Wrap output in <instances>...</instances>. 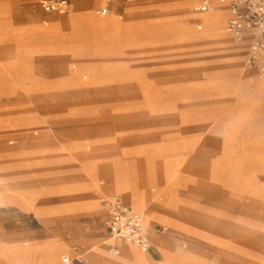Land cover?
Returning a JSON list of instances; mask_svg holds the SVG:
<instances>
[{
	"label": "rangeland",
	"instance_id": "obj_1",
	"mask_svg": "<svg viewBox=\"0 0 264 264\" xmlns=\"http://www.w3.org/2000/svg\"><path fill=\"white\" fill-rule=\"evenodd\" d=\"M67 1L58 14L36 0H0V228L12 227L7 207L52 204L63 173L40 152L67 145L160 188L151 206L129 203L152 241L142 258L125 243L133 260L192 264V252L205 264H264V74L245 67L247 50L218 44L225 22L218 32L197 29L196 17L213 9L195 14L192 0H116L120 27L105 33L50 20L87 9L107 18L97 12L103 2ZM173 15L174 24L160 20ZM124 24L137 30L122 33ZM95 191L98 202L108 196ZM87 215L102 236L95 245L108 251L101 215Z\"/></svg>",
	"mask_w": 264,
	"mask_h": 264
},
{
	"label": "crops",
	"instance_id": "obj_2",
	"mask_svg": "<svg viewBox=\"0 0 264 264\" xmlns=\"http://www.w3.org/2000/svg\"><path fill=\"white\" fill-rule=\"evenodd\" d=\"M101 2H103V0H101ZM77 3L85 7L93 6L92 4L86 3V0H79ZM36 4L40 9H42L39 6V0H36ZM118 7H121L119 2L116 3V0H112L109 4V14L110 11H113V15L119 14L117 13ZM219 8L226 10L223 7ZM68 9L64 12H47L43 9L42 10L47 13L55 12L58 14H64L68 11ZM129 9L130 7L126 5L122 6L123 12L129 11ZM191 10L193 13L198 15L201 13H205L196 12L192 9V7ZM86 11L89 10H73L72 12L81 14L85 13ZM109 14L101 17H108ZM67 15L50 20H64ZM178 16L179 15H173L168 18H160V20H164L170 24H174L179 21L180 18ZM228 17L229 14H227V18L225 21V30L226 33L231 38H233V35L227 29ZM160 20L158 19V21ZM78 22L81 21L78 20ZM83 23L85 27L88 26V23ZM195 25L197 29H200L202 26V20L199 16L196 17ZM124 26V31L122 33L125 34L131 32V29L137 30L135 29V27H129L125 24ZM65 27H68V31L70 30L69 25H64L63 29H65ZM217 38L218 44L221 45L220 40H222V35L218 34ZM250 43L251 40L249 39L247 45L248 48ZM247 53L248 50L244 57L245 67L250 72L256 71V75L260 77L261 74H264V72L260 70L258 64H254L252 66H247L245 64ZM51 148H54V150ZM70 148L67 145H47L44 147L45 150L40 152L45 160H48L49 158H52L54 156L55 163L59 165L61 173H63L60 177H58V179H64V181L59 184L58 187L53 191L54 201L50 206L47 204V206L43 204L38 205L37 207L39 208L36 210V212L30 211L29 208H27L25 205H22V207H7V210L10 211L12 217L6 222H11L12 227L10 229H5L4 227L0 228V264H78L77 261L79 258L81 259H79L80 261L78 262H81L82 264H141L130 257L129 252L125 246L126 242L116 239L108 233L103 222L104 209L101 205L100 200L98 202L95 198L96 188L106 195L111 196L113 184L112 168L114 164H105L103 163V161L92 162L94 157L92 154H89L88 151H77L71 150ZM75 179L76 181H72ZM66 180H68L69 182ZM140 183L147 188V198H154L159 195L160 188H157L156 191L154 189L148 190V184L144 176L140 178ZM126 194L127 193H118L117 195L121 197L124 205L132 209L130 207ZM139 194L140 192L138 193L134 191L135 198ZM43 195L49 196V192ZM154 204L157 207H163L159 204V200L155 201ZM45 207L53 208L47 209ZM173 207H178L177 202ZM93 210H97L101 215V222L103 224V227L105 228V232L107 233L106 238L112 240V243L108 244L107 246L108 251H105L103 250V248L95 245L96 240L102 238V236L95 235L94 228L92 226L93 223L88 218L87 214H89V212ZM132 210L139 213L141 212L135 209ZM173 210L170 212V214L174 217H177L175 214L176 212H174ZM155 223L159 222L155 221L151 224L152 228L155 231L165 232V228H163L164 231L155 229L153 226ZM145 231L151 245V237L147 233L146 228ZM198 232L199 230L197 228V233ZM174 239L175 238L172 236L169 237V242L173 244L172 240ZM89 244H91V246L88 247ZM171 245H169V247ZM111 248H115L117 250V253H111L109 251ZM137 248L141 250L139 247ZM150 248L151 247L149 246L147 250L141 251L148 252ZM222 249L223 248L219 243L217 245L218 255H227L229 253L225 249L224 251ZM78 252H80L81 255H79L78 257H74L73 254ZM194 254L195 253L191 252L186 257L189 261L193 262L192 264H195V260H197L196 264H205V262L209 260V258L206 256L198 253H196V255ZM210 260L213 261L212 258Z\"/></svg>",
	"mask_w": 264,
	"mask_h": 264
},
{
	"label": "built area",
	"instance_id": "obj_3",
	"mask_svg": "<svg viewBox=\"0 0 264 264\" xmlns=\"http://www.w3.org/2000/svg\"><path fill=\"white\" fill-rule=\"evenodd\" d=\"M111 1L103 0L97 10L101 16L109 13ZM39 6L47 12H64L69 8L66 0H39ZM215 7L228 10L227 29L231 34L238 38L239 33L245 32L252 38L245 64H258L264 72V0H193L192 4L196 12H208ZM100 202L104 209V225L112 237L134 244L142 251L149 248L150 241L141 213L124 205L119 195L102 196ZM109 251L117 253L115 248Z\"/></svg>",
	"mask_w": 264,
	"mask_h": 264
},
{
	"label": "bare ground",
	"instance_id": "obj_4",
	"mask_svg": "<svg viewBox=\"0 0 264 264\" xmlns=\"http://www.w3.org/2000/svg\"><path fill=\"white\" fill-rule=\"evenodd\" d=\"M184 1H186L185 2L186 4L190 2V0H184ZM86 3H88V4L92 3L93 5H98L99 3H101V0H86ZM111 13H112L111 17H107L103 20H97V19H93L91 17V10L86 11L84 14L74 13L71 11L70 14H68L67 17L63 21L65 22V21L72 19L74 21L77 20L76 21V23H77L78 20H80L81 22H78V23L81 26H84L83 22L88 23V26L86 28L90 29L89 30L90 32L92 31V32L105 33V32H109V31L117 30L120 27L119 23L114 18L115 16L113 15V11H111ZM227 14H229L228 10H224V9L219 8V7H215V8H213L212 13H209L207 15H200L199 17L202 20V26H203L202 29H209V30H212L213 32H218L219 29L222 28L224 22L226 21ZM32 18H33V16H32ZM55 21L61 22L59 20H55ZM184 31H187L186 25L184 27ZM205 31H207V30H205ZM200 33H202V32H200ZM210 34H212V33L210 32ZM233 38L234 39L232 40L231 37L228 36V34H226V35L222 36V40H220V41L223 45L229 46L230 51H232L234 54H239L240 52L248 50V47H247L248 40L250 39L252 42V38L248 34H246L245 32L239 33L238 38H236L233 35ZM250 45H251V43H250ZM221 50H222V48H221ZM227 51H229V50H227ZM255 84L258 85L257 82ZM254 87L257 88L256 86H253V88ZM112 177H113L112 191H114L117 188L118 190H121L124 193H127L126 196H127L129 203L133 204L134 206L139 205V206H141V208H142V206L143 207L144 206H151L149 204V202L151 201L152 197H148V198L146 197V189L147 188L144 187L140 182H137L136 178L131 177L129 171L125 170L124 167H122L121 165L113 166ZM148 190H149V188H148ZM134 191L138 192V193L140 192V194L137 195L136 198L134 197ZM164 202H167L166 197H164ZM161 203H163V201ZM168 209H171V207H169ZM127 244H129L130 246L134 245V244H130V243H127ZM138 250H139L138 248H133V253L136 257L142 258L143 254L140 252L141 250H139V251Z\"/></svg>",
	"mask_w": 264,
	"mask_h": 264
}]
</instances>
